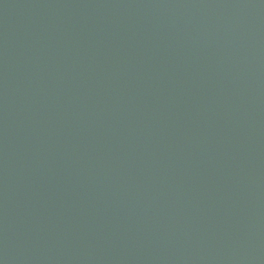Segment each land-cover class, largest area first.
<instances>
[{
    "label": "water",
    "instance_id": "95a60500",
    "mask_svg": "<svg viewBox=\"0 0 264 264\" xmlns=\"http://www.w3.org/2000/svg\"><path fill=\"white\" fill-rule=\"evenodd\" d=\"M0 264H264V0H0Z\"/></svg>",
    "mask_w": 264,
    "mask_h": 264
}]
</instances>
